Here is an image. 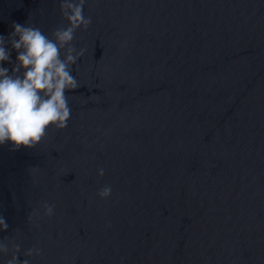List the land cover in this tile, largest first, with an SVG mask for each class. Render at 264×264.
I'll use <instances>...</instances> for the list:
<instances>
[{
	"label": "water",
	"instance_id": "water-1",
	"mask_svg": "<svg viewBox=\"0 0 264 264\" xmlns=\"http://www.w3.org/2000/svg\"><path fill=\"white\" fill-rule=\"evenodd\" d=\"M84 15L67 127L0 146V264L11 242L30 264H264V0H85ZM25 22L67 24L60 0H0V34Z\"/></svg>",
	"mask_w": 264,
	"mask_h": 264
},
{
	"label": "clouds",
	"instance_id": "clouds-1",
	"mask_svg": "<svg viewBox=\"0 0 264 264\" xmlns=\"http://www.w3.org/2000/svg\"><path fill=\"white\" fill-rule=\"evenodd\" d=\"M84 5L85 0H60L67 24L56 27L51 38L28 22L13 23L11 32L0 34V146L11 145L12 151L34 148L49 127H67L72 114L67 93L80 86L72 66L84 54L72 41L78 29L86 30L92 22L84 15ZM98 175L103 176L104 170L98 169ZM111 192L105 185L97 195L103 199ZM42 207L46 216L53 215L54 205L45 202ZM8 228L0 215V232ZM9 251V244L0 240V254L7 256ZM20 251V245L11 242V258L5 264H30L28 259H19ZM40 251L31 247L23 255H39Z\"/></svg>",
	"mask_w": 264,
	"mask_h": 264
}]
</instances>
